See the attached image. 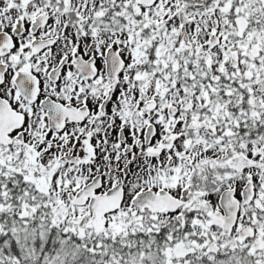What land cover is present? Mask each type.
<instances>
[{"label":"snow or ice","instance_id":"1","mask_svg":"<svg viewBox=\"0 0 264 264\" xmlns=\"http://www.w3.org/2000/svg\"><path fill=\"white\" fill-rule=\"evenodd\" d=\"M0 264H264V0H0Z\"/></svg>","mask_w":264,"mask_h":264}]
</instances>
